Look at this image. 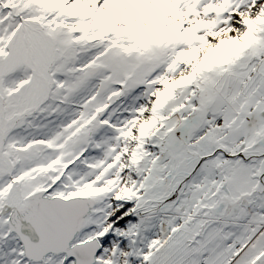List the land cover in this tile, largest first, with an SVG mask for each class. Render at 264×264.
I'll return each instance as SVG.
<instances>
[{"label":"snow or ice","instance_id":"snow-or-ice-1","mask_svg":"<svg viewBox=\"0 0 264 264\" xmlns=\"http://www.w3.org/2000/svg\"><path fill=\"white\" fill-rule=\"evenodd\" d=\"M0 264H264V0H0Z\"/></svg>","mask_w":264,"mask_h":264}]
</instances>
